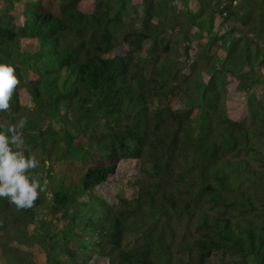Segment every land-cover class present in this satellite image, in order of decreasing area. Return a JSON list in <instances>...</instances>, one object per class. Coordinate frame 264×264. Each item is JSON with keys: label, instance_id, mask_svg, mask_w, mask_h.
Here are the masks:
<instances>
[{"label": "trees", "instance_id": "trees-1", "mask_svg": "<svg viewBox=\"0 0 264 264\" xmlns=\"http://www.w3.org/2000/svg\"><path fill=\"white\" fill-rule=\"evenodd\" d=\"M0 62L55 181L50 218L0 198L4 264H264V0H0ZM126 159L137 196L92 195Z\"/></svg>", "mask_w": 264, "mask_h": 264}, {"label": "clouds", "instance_id": "clouds-1", "mask_svg": "<svg viewBox=\"0 0 264 264\" xmlns=\"http://www.w3.org/2000/svg\"><path fill=\"white\" fill-rule=\"evenodd\" d=\"M19 84L14 66L0 62V112L10 110ZM27 122L25 117L15 124L0 122L3 129L0 130V198L7 199L17 209L33 207L48 183L46 179L41 183L40 174L34 173L40 161L25 147L23 130Z\"/></svg>", "mask_w": 264, "mask_h": 264}, {"label": "rangeland", "instance_id": "rangeland-1", "mask_svg": "<svg viewBox=\"0 0 264 264\" xmlns=\"http://www.w3.org/2000/svg\"><path fill=\"white\" fill-rule=\"evenodd\" d=\"M196 6H198L197 2H192V8L195 9L197 8ZM220 17L217 18L216 23H215V28H214V33H217V35L220 36V34H223L225 28L222 27L220 25ZM205 40L207 41V38H204V42ZM222 40L221 38L219 40H217V43H221ZM216 43V44H217ZM198 50L197 47H195V49L192 50L191 52V56H194V54L196 53V51ZM20 94H21V103L24 106H31V100H30V96L27 93L26 89L21 87L20 89ZM232 95L236 96V93H231ZM171 106L173 108H179L181 107L182 103L180 100L179 96H172L171 97V102H170ZM158 106L159 103L156 101L154 106ZM62 125L57 124L56 127L60 128ZM61 164L58 167V169H63L61 168ZM142 166L140 164L139 161H136L134 159H126L123 160L120 163V166L118 168L117 173L112 176L110 178V181L104 185V188L100 191L95 190L92 195H101V197L103 199H105L108 203L117 206V202L120 201V199L122 198H131V197H136L138 194V185L134 184V178L135 177H140V170H141ZM48 193L47 197H48V202H46L43 206H39L38 208V218L39 219H44V218H50L52 217V213H51V203L49 201L52 200L53 198V194H52V188L55 184L54 179H48ZM90 198L89 194H83L80 199L81 200H88ZM61 223L57 222V226H59ZM180 229H183V226L180 227ZM128 238V242H130V244L132 245L135 242V238L134 235L130 233V235L127 237ZM211 261L213 262H218L221 261V258L219 255H216L214 257L211 258ZM0 264H4L3 263V259L1 258L0 255ZM104 264V263H101Z\"/></svg>", "mask_w": 264, "mask_h": 264}]
</instances>
